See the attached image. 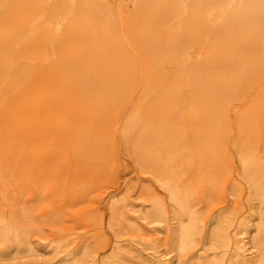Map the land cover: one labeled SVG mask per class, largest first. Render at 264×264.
Listing matches in <instances>:
<instances>
[{
	"label": "rangeland",
	"instance_id": "rangeland-1",
	"mask_svg": "<svg viewBox=\"0 0 264 264\" xmlns=\"http://www.w3.org/2000/svg\"><path fill=\"white\" fill-rule=\"evenodd\" d=\"M236 20L252 26L228 30ZM236 34L264 36V0H0L4 49L75 74L103 61L118 67L120 83L96 73L86 81L93 89L74 80L61 101L71 108L67 117L51 107L15 120L14 102L0 97V211L44 250L0 264H35L54 243L95 253L120 237L165 248L166 228L140 214L151 194L165 197L157 178L163 170L155 168L162 163L201 214H245L255 199L242 158L250 170H264V47L259 54L247 41L236 47ZM129 68L135 71L124 79ZM195 85L210 89L208 98L192 99ZM60 118L66 123L58 130Z\"/></svg>",
	"mask_w": 264,
	"mask_h": 264
},
{
	"label": "bare ground",
	"instance_id": "bare-ground-1",
	"mask_svg": "<svg viewBox=\"0 0 264 264\" xmlns=\"http://www.w3.org/2000/svg\"><path fill=\"white\" fill-rule=\"evenodd\" d=\"M225 25L228 30L236 31V32L249 30L250 27L252 26V24H248V22L245 20H236V21L228 22ZM259 26H262L261 22L259 23ZM7 39L8 37H0V72H1V76H0L1 77L0 79L1 96L0 97L1 98L3 97V99H5V103L8 100H11L14 102V105L12 107L13 110L11 111V113L15 120L19 117V115L23 111H27V110L40 111L44 108H51V107L56 110H62L61 112L64 113V115L67 117V113L71 112V108L68 107L67 104L63 106L61 101L63 98H66V96L69 95V88L73 84V81L74 80L76 81V79H80V81L86 84L85 86L88 87V89H93V87L90 88L88 86V83L86 82L88 80V76H91L93 73H96L97 76L99 77V80L103 82L115 83V84L119 83L118 82V67L109 68V66L106 65V63L103 61L98 63L99 66L96 65L97 67H85L81 69L80 72H83L82 74H80V72L77 74L67 73L63 67H59V66H54L51 68L50 67L49 68L40 67V64H33V61H31L33 59H31L30 56H26L24 52L18 51V50L13 51V50L4 49V47H6L7 45ZM230 40H232L231 42L232 45H235V46L240 45L242 41H247L248 44L251 46V48H254V50L256 49L255 52L258 54H259L260 47L261 48L264 47V36L249 35V34L247 35L236 34V36L230 38ZM234 49L235 48H233V50ZM256 56L257 54L256 55L253 54L254 59L256 58ZM78 68H81V67H75V69H78ZM255 68L258 69V67H255ZM134 71L135 70L133 68H129V72L126 75L122 74L124 76V79L130 77L131 73ZM63 72L66 74L64 77H62ZM143 74H144L143 76L146 78L147 76H149L150 73L146 71V68H144ZM91 79H94L95 80L94 83L96 84L97 82H99L94 76H92ZM259 84H261V82ZM259 87H262V86H259ZM118 88L115 86V89H114L116 96L118 95V92L121 91V89L118 90ZM95 89L96 87L94 88V90ZM209 90L210 89L200 88L199 85H195V90L190 95L194 97L192 99L208 98L207 96L210 94ZM101 93H103L102 97L108 94V92H105V91ZM0 102H1V99H0ZM3 103L4 101L1 103V106L3 105ZM107 108L105 107V109ZM56 110H54V112ZM98 114L100 113H97L96 115ZM214 117L216 119V116ZM55 122L58 124V130H61L62 127L65 126V123H66L63 118ZM88 127L91 128V125L89 124ZM87 130L86 131L89 132V129ZM91 131H92V128H91ZM15 133H16V129L10 130V136H12V138L15 137ZM93 133L94 135L96 134L95 132ZM43 134L40 133V136ZM51 134L53 135V133ZM51 134H49V136ZM47 135H45V137ZM49 136L47 137L49 138ZM59 137H61V135ZM5 139L7 141L9 140L7 137ZM159 139L158 141L160 142ZM164 139L165 138H163V140ZM87 144H85V146ZM159 145L161 146L162 144H159ZM25 146H26V143H25ZM47 150H48V147H47ZM50 150H48L49 153H50ZM54 150H51V151L54 152ZM42 151L43 150H41V153ZM223 153L224 152H222V154ZM38 155L40 156V154ZM44 156H47V151H46V155ZM198 156H201V155L198 154ZM217 156L219 155L216 154L215 159ZM87 157L89 158V155ZM57 161H60V160H57ZM242 162L244 163V166H246V169H244V172H243L244 178L248 182L249 192L253 195L255 199V201H252L249 204L248 209L246 210L245 214H243L244 212L236 213L233 211L232 212L220 211L216 213H213L211 211L209 214H205V215L201 214L191 204L185 190H182V188L178 189L174 186L173 180L175 179H174L173 174L172 173L170 174L168 172V170L170 169L169 165L166 166L165 163H162L160 164V166L157 165L155 168L156 169L160 168V170H163L159 172V175H157V178L161 186L164 189L165 197H159L157 195H154V193L151 194L148 205L145 207L143 211L140 212V214L146 221L154 222L156 224L155 226L157 227L161 226V227L166 228V234L162 242L165 248H159L158 245H149L146 242L139 241L133 238L131 239L125 238L123 241V239L120 237H117L113 241L111 240L106 241L104 244V247L100 250H97L95 253H91L85 247L79 251H74L72 249L66 248L65 245H62L60 243H54L52 244L50 248V252H51L50 257L45 258L43 260L42 259L34 260L33 263L35 264H264V170H261L262 168H259V167H258L259 169H255L254 171L250 170L248 167L251 164L250 159H247L245 157L242 158ZM39 164L41 165V163ZM181 164L183 163L180 162L179 166ZM197 165L199 164L197 163ZM204 167H206V165ZM163 168H165V170ZM195 168H197L196 164H195ZM181 172H184V171L181 170ZM53 173H56V172H53ZM197 174L199 173H196V176H200ZM176 175H177V172H176ZM201 178H202V175H201ZM3 179H5V177ZM196 179L198 180L197 177ZM198 181H201V180H198ZM0 187L2 188V185ZM2 190L6 192L4 187L2 188ZM194 192H196V190ZM166 197L168 200H166ZM5 207L3 206L2 208H5ZM255 208L257 209L256 211H254ZM16 226L17 225L15 223L9 222L4 216L3 212L0 211V258L4 256L5 257L11 256L13 258L15 257V258L22 259V258H27L29 256L38 255L44 251L43 249H41L39 245H35L33 241L30 240L28 236L25 233L21 232V230H19ZM100 253H102L101 256L99 255Z\"/></svg>",
	"mask_w": 264,
	"mask_h": 264
}]
</instances>
